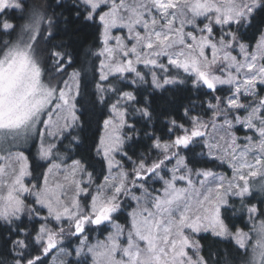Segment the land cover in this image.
Returning a JSON list of instances; mask_svg holds the SVG:
<instances>
[{
    "label": "snow or ice",
    "instance_id": "6c2138e0",
    "mask_svg": "<svg viewBox=\"0 0 264 264\" xmlns=\"http://www.w3.org/2000/svg\"><path fill=\"white\" fill-rule=\"evenodd\" d=\"M0 264H264V0H0Z\"/></svg>",
    "mask_w": 264,
    "mask_h": 264
},
{
    "label": "trees",
    "instance_id": "16d2710c",
    "mask_svg": "<svg viewBox=\"0 0 264 264\" xmlns=\"http://www.w3.org/2000/svg\"><path fill=\"white\" fill-rule=\"evenodd\" d=\"M27 3H31L32 6H34L38 10H45V6L47 3V0H26ZM51 2L54 4V0H51ZM55 10L57 12H60L61 10L58 8L50 9ZM64 16H68V13L65 12ZM17 25L22 23L21 19L16 20ZM68 30L72 36V46L73 48L76 49L75 53V59H76V64L74 65L77 68H82V69H88L90 67L89 65V57L87 55V48L90 46H93L94 44L98 43L97 39V32H96V25L92 24L91 22H85L83 20H77L75 18V15L71 18H69L68 23H67ZM72 69H69V72H71ZM194 98V97H192ZM189 97L187 95H181L177 94V107H179L180 103H187ZM179 113H176L178 115ZM92 123L90 126H88L85 129V132L83 135L86 137V143L89 142L94 136L99 135V127L97 124L98 120L102 121V116L99 114L91 117ZM139 126V125H138ZM156 128H160V124H156ZM148 141L144 140L143 134H141L140 140L132 147L130 151L135 152L136 154H139L140 152H146L148 148ZM196 151L199 152L200 148L199 146L196 148ZM97 170L99 171L100 165H96ZM91 170V169H90ZM217 172H225L226 174L229 175V169L226 166L223 167H217L214 169ZM255 203V200H253ZM237 208L239 207V204L237 202ZM227 223L229 227L235 226V228H241L244 231H248L251 228V225L248 220V216L246 212H235L230 209L227 212ZM119 220L121 222L124 221V217L121 216L119 217ZM234 230V228H233ZM5 237H7V233H4ZM92 236V233L90 234ZM201 241L202 246L204 247L205 251L207 252L208 249H218L221 253L224 252L225 248L227 247V242H221L219 244L214 243V240L216 238H213L210 236V234H200L198 237Z\"/></svg>",
    "mask_w": 264,
    "mask_h": 264
},
{
    "label": "rangeland",
    "instance_id": "374dc122",
    "mask_svg": "<svg viewBox=\"0 0 264 264\" xmlns=\"http://www.w3.org/2000/svg\"><path fill=\"white\" fill-rule=\"evenodd\" d=\"M237 135L240 136V137H243L244 130L243 129H238L237 130ZM173 163H175V161H173ZM229 172H230L229 175H231V170L230 169H229ZM157 186H159V185H157ZM118 222H120L122 224L124 223V221L121 222L120 220H118ZM249 223L251 225V222L250 221H249ZM101 227L104 229L103 231L97 230V231L92 232V238H93V240H95V239H103L107 235V230H108V227L109 226H101ZM200 234H209V233H200ZM65 243L67 244L68 241H65ZM72 247L74 249V247H75V244L74 243L72 244ZM49 259H51V257H49Z\"/></svg>",
    "mask_w": 264,
    "mask_h": 264
}]
</instances>
